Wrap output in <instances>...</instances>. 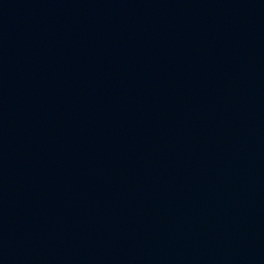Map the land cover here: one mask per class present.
<instances>
[{"label":"water","instance_id":"95a60500","mask_svg":"<svg viewBox=\"0 0 264 264\" xmlns=\"http://www.w3.org/2000/svg\"><path fill=\"white\" fill-rule=\"evenodd\" d=\"M0 264H264V0H0Z\"/></svg>","mask_w":264,"mask_h":264}]
</instances>
